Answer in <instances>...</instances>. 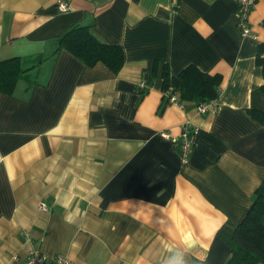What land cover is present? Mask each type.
Segmentation results:
<instances>
[{
	"label": "crops",
	"instance_id": "crops-1",
	"mask_svg": "<svg viewBox=\"0 0 264 264\" xmlns=\"http://www.w3.org/2000/svg\"><path fill=\"white\" fill-rule=\"evenodd\" d=\"M249 22L242 36L233 0H0V60L20 66L0 92V264L32 249L70 264H225L264 180L250 114L264 112V0ZM82 25L122 47L118 73L58 49ZM189 64L221 75L214 112L179 97ZM187 120L198 132L183 164L159 133Z\"/></svg>",
	"mask_w": 264,
	"mask_h": 264
},
{
	"label": "trees",
	"instance_id": "trees-1",
	"mask_svg": "<svg viewBox=\"0 0 264 264\" xmlns=\"http://www.w3.org/2000/svg\"><path fill=\"white\" fill-rule=\"evenodd\" d=\"M64 48L79 58L87 66L98 62L106 65L113 73H118L124 63V51L120 45L99 41L89 26H75L68 29L58 42V49ZM264 47H260L256 63L262 67L264 75ZM20 73L17 57L0 60V92L12 93ZM181 81L179 97L185 101L200 103L216 99L220 93L221 75L201 71L189 64L179 72ZM167 68L163 71V90L174 89L167 82ZM250 114L264 127V112L256 109ZM231 253L225 264H264V180L252 196V204L245 216L235 227L232 236L225 237Z\"/></svg>",
	"mask_w": 264,
	"mask_h": 264
},
{
	"label": "built area",
	"instance_id": "built-area-1",
	"mask_svg": "<svg viewBox=\"0 0 264 264\" xmlns=\"http://www.w3.org/2000/svg\"><path fill=\"white\" fill-rule=\"evenodd\" d=\"M233 1H235L237 5V25L240 30V34L242 36L252 35V26L249 22V14L252 7L258 0ZM57 9L59 11H67L69 9V5L64 1H58ZM140 86L144 87L145 83L140 82ZM165 92L168 95L169 102L175 103L180 107L183 106L174 92L170 89ZM216 108L217 105L214 99L196 104V110L200 114L205 112H214ZM197 132L198 126L194 122L187 120L181 125V131L178 135H172L166 130L160 131L159 134L162 138L170 140L178 147L180 160L183 164H185L189 160ZM40 208L45 210V204L41 203ZM13 260L16 264H70V258L65 254L50 256L39 249H32L25 258L14 256Z\"/></svg>",
	"mask_w": 264,
	"mask_h": 264
},
{
	"label": "clouds",
	"instance_id": "clouds-1",
	"mask_svg": "<svg viewBox=\"0 0 264 264\" xmlns=\"http://www.w3.org/2000/svg\"><path fill=\"white\" fill-rule=\"evenodd\" d=\"M67 220L68 222H72V217L71 216L67 217ZM169 264H185V262L183 261V259L179 261L169 260Z\"/></svg>",
	"mask_w": 264,
	"mask_h": 264
}]
</instances>
